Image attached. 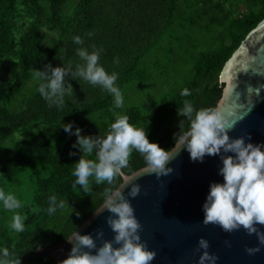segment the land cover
<instances>
[{"label": "trees", "instance_id": "16d2710c", "mask_svg": "<svg viewBox=\"0 0 264 264\" xmlns=\"http://www.w3.org/2000/svg\"><path fill=\"white\" fill-rule=\"evenodd\" d=\"M69 1L0 0V189L21 204L6 211L0 202V250L20 256L21 264H57L36 252L65 242L105 202V189L116 190L123 181L118 176L113 184L98 186L90 178L89 192L79 185L74 190L72 172L82 153L62 124H72L73 132L81 129L83 136L103 138L118 117L127 116L130 125L146 129L151 143L171 150L179 121L185 131L189 126L177 108L188 100L196 110L215 109L226 63L264 21V0H78L66 14ZM203 20L223 31L215 38L217 45L195 51L187 46L188 29ZM75 36L84 44H75ZM78 48L89 53L102 49L99 64L108 74L117 73L122 107L116 108L114 97L100 86L71 77L65 82L72 84L75 97L66 96L64 107H49L42 98L37 91L41 81L33 78L32 69L71 63L75 70L84 63ZM181 60L186 70H179L168 89L145 103L130 102L136 85L150 89L157 73L171 72ZM184 89L189 96H181ZM85 158L94 160L95 152ZM145 166L133 150L122 171L132 174ZM51 196L69 205L50 216ZM15 214L23 219V232L10 227Z\"/></svg>", "mask_w": 264, "mask_h": 264}, {"label": "clouds", "instance_id": "9594fccd", "mask_svg": "<svg viewBox=\"0 0 264 264\" xmlns=\"http://www.w3.org/2000/svg\"><path fill=\"white\" fill-rule=\"evenodd\" d=\"M73 42L84 44L79 36L73 37ZM101 51L102 49L94 48L89 53L85 48H78L76 54L84 63L77 64L75 70L71 63L62 67L48 64L43 70L32 69L33 78L41 81L37 91L48 102L49 107L54 105L62 108L66 96L75 97L72 84L65 82L66 77L75 81L79 78L92 86H100L114 97L116 108L123 106V95L115 86L118 75L115 72L108 74L100 66ZM247 91L258 96L260 88L249 87ZM189 95L188 89L182 90L181 96ZM177 115L185 118L189 126L185 131L183 119L179 121L180 131L179 134H174L175 143L189 153L191 161L202 163L205 156H219L222 163L218 174L223 177V183L210 185L202 208L203 224L218 225L227 233L243 228L248 235H255L259 245L264 246V231L259 230L264 228V144L245 143L243 137L231 138L228 133L234 126L226 123L215 109L196 110L190 101L185 100L183 107L177 108ZM61 128L64 132L75 135L73 147H78L82 153L72 172L76 177L72 185L74 190L79 185L85 193L89 192L90 178H94L98 186L105 182L113 184L114 179L123 175L122 170L129 166L133 150L140 153L147 170L157 178L168 176L173 171L167 166L175 158L172 151L151 143L146 129L130 125L127 116L118 117L103 138L83 136L79 128L73 132L72 124H62ZM93 152L96 157L94 160L85 158ZM229 153L232 155H228ZM139 193L140 187L136 185L130 188L127 196L134 199ZM104 197L102 209L110 213L106 222L114 233L113 239L103 240L102 231H98L95 238L91 234L81 235L75 231L66 238L72 248L68 257L60 264H151L156 253L149 251L146 244L141 242V224L129 199L124 195L123 187L116 190L105 189ZM0 202L6 211H15L21 207L14 195L6 194L2 189ZM68 205V201L58 202L55 196H51L47 213L51 216ZM10 227L16 233L24 231L23 219L19 214L12 217ZM97 240L103 241L100 246L97 245ZM208 248V241L201 238L197 249L201 251L198 264H216L218 257L210 255ZM0 251V264H21L20 256H13L7 248ZM246 251L249 255H254L260 248H247Z\"/></svg>", "mask_w": 264, "mask_h": 264}, {"label": "water", "instance_id": "95a60500", "mask_svg": "<svg viewBox=\"0 0 264 264\" xmlns=\"http://www.w3.org/2000/svg\"><path fill=\"white\" fill-rule=\"evenodd\" d=\"M220 81L224 87L215 110L234 126L229 136L243 137L245 143L264 144V87H260L264 85V21L226 63ZM249 87L260 88L259 95L247 91ZM171 151L175 158L167 165L173 169L170 175L157 178L145 166L132 174L123 172V181L117 188L123 187L135 210L141 224V242L156 253L151 264H198L201 238L208 241L209 254L218 257L216 264H264V246L259 245L255 235H248L243 228L227 233L218 225L203 224L202 208L210 185L223 183V177L218 174L222 167L219 156H205L201 163L191 161L189 153L178 143ZM136 185L140 187L139 195L134 199L128 197V191ZM103 205L76 231L94 238L102 231L103 240L111 241L114 233L106 222L110 213L102 209ZM102 242L97 240V245ZM256 247L260 251L254 255L246 251ZM71 248L72 244L65 241L40 248L36 254L42 258L51 256L60 264Z\"/></svg>", "mask_w": 264, "mask_h": 264}, {"label": "rangeland", "instance_id": "374dc122", "mask_svg": "<svg viewBox=\"0 0 264 264\" xmlns=\"http://www.w3.org/2000/svg\"><path fill=\"white\" fill-rule=\"evenodd\" d=\"M77 1L78 0L69 1V4L65 8L66 14H69L72 11L73 6L77 3ZM44 31L55 35V32L50 28L45 27ZM188 31L190 32V38L187 39V46L196 47L195 51H199L200 49H209L217 45L215 38L221 35L223 29L215 26H207V20H203L200 25L193 29H188ZM170 70L171 72L166 69L163 73H157L155 75L156 79L153 81V86L148 90H142L136 85L133 91H131L130 102L137 104L145 103L158 95L160 91L168 89L175 80L174 76H179V73H182L179 70H186L184 61L181 60L180 63L174 65L173 68H170ZM173 71H175V73H173ZM2 74L3 73L0 72V77L3 76Z\"/></svg>", "mask_w": 264, "mask_h": 264}]
</instances>
